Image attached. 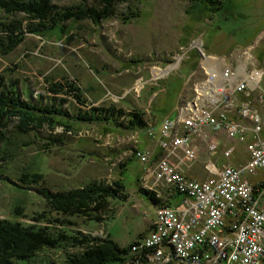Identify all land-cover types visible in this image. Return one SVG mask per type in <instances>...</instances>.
<instances>
[{
    "label": "rangeland",
    "instance_id": "374dc122",
    "mask_svg": "<svg viewBox=\"0 0 264 264\" xmlns=\"http://www.w3.org/2000/svg\"><path fill=\"white\" fill-rule=\"evenodd\" d=\"M82 1L99 7L100 0H53L61 8L74 7ZM205 2L208 1L128 0L126 4L117 2L116 15L98 26L91 20L74 24L70 21L66 23L69 29L66 34L59 32L60 28L46 32L43 37L28 33L15 52L0 59V74L6 75L9 82L18 81L26 90L25 97H29L30 90L34 97L42 94L45 98L53 96L49 93L51 79L60 82L68 77L71 82L78 81L83 97L91 105L115 104L126 112L139 110L149 123L157 125L154 133H159L165 118H176L181 100L192 97L194 82L205 78L208 68L203 66L204 56L217 58L222 64L231 63L232 57L247 52L264 69V0H218L225 4L219 13ZM127 13L139 15L124 22L123 15ZM4 17L0 11V19ZM16 18L25 26L35 24L25 14ZM69 106L75 111L71 99L64 108ZM60 120L59 124L44 122L39 134L46 137L66 134L61 137L63 140L68 137L64 147L55 148L46 156L38 152L41 143L34 136L26 137L34 144L6 165L4 174L17 180L23 172L44 171L45 185L56 191L85 185L93 178L109 186L120 180L127 199L115 200L111 206L114 213H109L101 224H85L84 219L74 218L77 223L74 230L101 240L110 234L122 247L139 240L143 233V237L147 236L157 206L141 190L153 191L161 199L167 197L163 185L155 187L150 174L162 158H154L152 150L147 155L150 162H143L135 154L148 151L147 139L152 142L154 133L126 131L113 124ZM179 128L182 130V126ZM204 133L209 142L220 146L211 157L207 144L198 141L200 152L190 173L206 177L204 164L210 159L217 160L219 165L226 163L221 156L224 147L235 146L236 156L247 158L243 144L237 139L209 127L204 128ZM154 145H159V141ZM236 159L231 162H237ZM122 163L129 164L125 173ZM15 186L0 179V220H21L15 214L20 203L27 204L30 214L49 209L46 201L34 192ZM50 255L58 264L65 263V255L55 251Z\"/></svg>",
    "mask_w": 264,
    "mask_h": 264
},
{
    "label": "built area",
    "instance_id": "2783aa9c",
    "mask_svg": "<svg viewBox=\"0 0 264 264\" xmlns=\"http://www.w3.org/2000/svg\"><path fill=\"white\" fill-rule=\"evenodd\" d=\"M231 60L220 64L204 56L205 78L194 82L192 97L181 100L176 121L165 118L159 133L152 132L166 155L150 174L155 187L163 185L167 202L157 207L147 237L132 248L134 260L264 264V69L251 53ZM206 127L237 139L247 158L237 157L235 146L224 147L226 163L210 159L206 177L190 173L198 141L207 144L211 157L220 146L208 141ZM139 157L150 162L146 154Z\"/></svg>",
    "mask_w": 264,
    "mask_h": 264
},
{
    "label": "trees",
    "instance_id": "16d2710c",
    "mask_svg": "<svg viewBox=\"0 0 264 264\" xmlns=\"http://www.w3.org/2000/svg\"><path fill=\"white\" fill-rule=\"evenodd\" d=\"M127 1L100 0L99 7L89 6L82 1L84 3L74 7L61 8L53 0H0V11L5 14V17L0 19V59L4 60L15 52L25 42L28 33L43 37L46 32L60 28L58 31L66 34L69 30L66 29V23L70 21L74 24L91 20L98 26L116 15L117 2L126 4ZM207 1L205 3L216 13L225 8L224 2ZM19 14H25L35 24L25 26L23 21L21 23L17 20L16 16ZM138 15L124 14L123 21H130ZM77 82H71L68 77H63L60 82L51 79L49 93L53 94L52 98H45L42 94L34 97L30 90L29 97H25L26 90L19 86L18 81L9 82L6 75L0 74V179L16 185L19 189L34 192L43 199L42 201H46L49 207L46 211L30 214L27 213V204L20 203L15 208V214L21 217V220H0V264H58L50 255V252L54 251L61 253L63 257L66 256L64 264H146L144 258L134 260L132 254V248L147 237H143L144 233L140 235L139 240L122 247L110 234L101 240L93 234L74 230L77 226L74 218L84 219L85 224H101L109 217V213H114L111 206L115 204V200L127 199L125 186L120 180L109 186L93 178L85 185L56 191L45 185L47 174L44 171L34 174L23 172L17 180L4 174L6 165L14 162L24 148L34 144L26 140V137L34 136L36 141L41 143L38 152H44L46 156L55 148L66 145L68 137L66 140L61 138L66 134L53 136L51 133L52 135L47 137L40 136V128L44 122L59 124L60 119L65 118L81 123L113 124L117 128L133 132H142L151 127L144 113L139 110L126 112L115 104L91 105L83 97ZM59 95L64 97L59 98ZM70 99L75 111L70 106L64 108L70 103ZM87 108L89 109L85 110ZM35 132L37 136L34 135ZM150 152L148 149L146 153L142 152V155H148ZM137 155L138 151L135 157H139ZM165 155L166 153L161 151V158ZM127 166L129 164L125 163L122 166L124 173ZM141 191L157 207L167 202L153 191ZM151 229L152 223L149 231L147 230L148 234Z\"/></svg>",
    "mask_w": 264,
    "mask_h": 264
},
{
    "label": "crops",
    "instance_id": "0c3cea01",
    "mask_svg": "<svg viewBox=\"0 0 264 264\" xmlns=\"http://www.w3.org/2000/svg\"><path fill=\"white\" fill-rule=\"evenodd\" d=\"M164 122V121H163ZM150 125H151V127H149L148 129H147V132H148V134L147 135H150V133H152V132H156L157 130H156V128H157V125L156 124H153V123H150ZM162 125H163V123L161 124V126H160V130H161V128H162ZM157 134V133H156ZM147 139V138H146ZM147 144H148V146H147V148L148 149H150V151L152 152V150H153V154H151L154 158H158L159 156H160V154H161V151H162V149L160 148V146L159 145H157L156 147H155V145L154 144H156L157 143V141H155L154 140V138H152V142L150 141V140H148L147 139ZM154 143V144H153ZM153 162H155L154 160H153Z\"/></svg>",
    "mask_w": 264,
    "mask_h": 264
}]
</instances>
